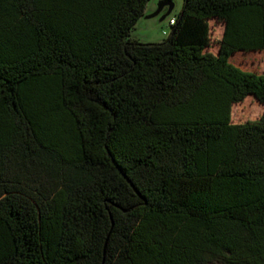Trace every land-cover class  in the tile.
I'll return each mask as SVG.
<instances>
[{
  "label": "trees",
  "instance_id": "obj_1",
  "mask_svg": "<svg viewBox=\"0 0 264 264\" xmlns=\"http://www.w3.org/2000/svg\"><path fill=\"white\" fill-rule=\"evenodd\" d=\"M150 2L0 0V264H264V0Z\"/></svg>",
  "mask_w": 264,
  "mask_h": 264
},
{
  "label": "rangeland",
  "instance_id": "obj_2",
  "mask_svg": "<svg viewBox=\"0 0 264 264\" xmlns=\"http://www.w3.org/2000/svg\"><path fill=\"white\" fill-rule=\"evenodd\" d=\"M175 2V9L171 16L163 22H160L167 10L156 18H142L132 30L133 38L143 43H160L166 40L171 34L170 19L181 12L184 6V0H171ZM161 0H151L147 6L146 15L150 17L159 10ZM212 46L210 52L217 54L219 50V41L224 32V27L217 21H211ZM166 32V33H165ZM232 62L239 68L264 74V52L238 53L232 57ZM264 113V105H261L254 97H249L244 103L235 105L233 108V122L243 124L248 121H254L260 118Z\"/></svg>",
  "mask_w": 264,
  "mask_h": 264
},
{
  "label": "water",
  "instance_id": "obj_3",
  "mask_svg": "<svg viewBox=\"0 0 264 264\" xmlns=\"http://www.w3.org/2000/svg\"><path fill=\"white\" fill-rule=\"evenodd\" d=\"M175 9V2L173 1H167L166 3H162V0L159 4V10L156 14L150 16V17H145L146 19H150V18H156L158 16H160L162 13H164L166 10L167 12L163 15V17L161 18L160 22H163L165 21L166 19H168L171 14L173 13Z\"/></svg>",
  "mask_w": 264,
  "mask_h": 264
},
{
  "label": "built area",
  "instance_id": "obj_4",
  "mask_svg": "<svg viewBox=\"0 0 264 264\" xmlns=\"http://www.w3.org/2000/svg\"><path fill=\"white\" fill-rule=\"evenodd\" d=\"M175 20H176L175 18H171V19H170V23H169L170 26L175 25ZM165 33H166V32H165Z\"/></svg>",
  "mask_w": 264,
  "mask_h": 264
},
{
  "label": "crops",
  "instance_id": "obj_5",
  "mask_svg": "<svg viewBox=\"0 0 264 264\" xmlns=\"http://www.w3.org/2000/svg\"><path fill=\"white\" fill-rule=\"evenodd\" d=\"M212 21H215V20H212ZM222 24V23H221ZM223 25V24H222ZM223 27H224V25H223ZM224 29H225V27H224ZM224 33V32H223ZM223 37V36H222ZM222 39V38H221ZM220 42V41H219ZM219 51V50H218ZM238 53H246V52H238ZM237 53V54H238ZM248 53H250V52H248ZM218 54V53H217ZM217 54H215V55H217ZM236 55V54H235ZM232 60V59H231Z\"/></svg>",
  "mask_w": 264,
  "mask_h": 264
}]
</instances>
